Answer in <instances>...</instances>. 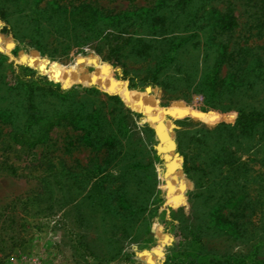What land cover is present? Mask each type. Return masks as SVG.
<instances>
[{"label": "rangeland", "instance_id": "1", "mask_svg": "<svg viewBox=\"0 0 264 264\" xmlns=\"http://www.w3.org/2000/svg\"><path fill=\"white\" fill-rule=\"evenodd\" d=\"M157 2L100 0L114 10ZM250 6L246 0H195L184 11L162 9L164 35L144 30L155 39L154 55L127 57L125 67L91 48L52 59L15 43L9 53L23 52L27 58L20 62L35 77L62 90L79 86L78 99L102 115L103 141L116 137L119 145L115 151L84 146L78 131L63 126L27 151L0 126V264H207L242 256L264 263V137L238 129L264 118V73L249 75L235 90L220 87L235 70L264 64V10ZM230 13L237 26L221 32L216 18ZM3 26L0 34L14 41ZM172 39L181 44L152 76L154 56L169 51ZM224 49L232 55L218 74L221 91L208 97L206 77ZM88 55L108 66L110 76L102 79L105 73L87 68L105 92L96 88L85 96L91 85L82 82L77 59ZM148 89L157 100L153 108L142 102ZM199 136L209 144L197 143ZM49 162L58 163L62 174L50 176L44 187L42 172L32 166ZM227 179L236 182L229 190ZM102 184L114 198L101 197ZM218 211L230 224L217 223Z\"/></svg>", "mask_w": 264, "mask_h": 264}, {"label": "trees", "instance_id": "2", "mask_svg": "<svg viewBox=\"0 0 264 264\" xmlns=\"http://www.w3.org/2000/svg\"><path fill=\"white\" fill-rule=\"evenodd\" d=\"M170 1L158 0L157 5L152 8L141 6L114 10L101 4L100 0H0V22L4 25L1 32L11 35L15 41L5 39L0 34V126L9 129L10 142L16 147L31 151L48 142L49 134L54 129L64 126L78 131L84 146L117 150L119 142L116 137L103 141L102 115L94 111L89 112L87 101L83 98L78 99L79 86L62 90L59 85L47 78L35 77L27 67L8 63V58L4 54L11 52L15 43L17 47L29 46L52 59L67 58L73 49L91 48L111 65L125 67L124 59L127 57L147 59L154 55L155 39L147 38L144 30L153 28L151 36L164 35L167 17L163 14L158 16L162 9L172 7L173 11H184L191 8L195 0H176L173 5L169 4ZM246 1L252 5L250 7L264 10V0ZM216 21V26L221 32L232 31L237 26L236 18L231 13L217 17ZM174 41V39L169 41V51L162 50L161 54L154 56L153 61L156 66L152 76H156L166 65L163 61L171 59L176 49L174 45L181 44L180 41L177 44L173 43ZM231 55L232 53H227L225 49L217 52L213 67L206 77L209 81L206 84L209 89L208 97L217 96L215 89L221 91L220 87L238 89L249 75H256V71L264 73L262 71L264 64H260L259 60L254 61L255 65L250 71L235 70L229 75L228 83L224 84L223 81L219 87V71ZM24 58L27 56L23 55L22 59ZM87 68L105 73L101 76L102 79L110 76V68L100 63L97 57L92 55L79 57L77 69L85 85H96L100 82L97 74L87 72ZM84 89L85 96H89L91 90L96 88L84 87ZM111 89H114V86ZM109 98L116 100L115 97ZM142 102L150 108L156 106L157 100L151 89L147 90ZM210 114L213 118H220L217 114ZM238 129L246 136L260 131L264 137V118L254 117V122L243 123ZM195 141L202 145L209 144L208 140L201 136ZM225 156L227 158V155ZM172 157H175V154L167 156L168 159ZM213 157L225 160L218 155ZM32 169L42 172L38 177L42 178L44 187L50 185L48 181L50 176L62 174L60 165L53 162L32 166ZM111 177L107 175L105 179L110 180ZM173 181L177 182L176 178ZM235 184V179L229 180L228 190ZM113 189L116 193L121 190L118 186H114ZM98 192L102 198L115 197L114 192L105 188L103 184ZM216 219L218 224H230L220 211ZM245 258V256L230 259L218 257L208 260L207 264H264L257 258H250L249 262Z\"/></svg>", "mask_w": 264, "mask_h": 264}, {"label": "water", "instance_id": "3", "mask_svg": "<svg viewBox=\"0 0 264 264\" xmlns=\"http://www.w3.org/2000/svg\"><path fill=\"white\" fill-rule=\"evenodd\" d=\"M15 46H16V44H15ZM14 46V47H15ZM24 53L23 52H20V53H18L17 54V56H12V54H5L6 56H7V58H8V61H10V63H12L14 66H26L25 64H23V63H21L20 62V58H21V56L23 55ZM28 67V66H27ZM76 85H80V86H83V85H81V84H76ZM100 82H98V85H91V86H88V87H95V88H97V89H99V90H101L102 92H105V91H103V89H101L100 88ZM107 93V92H106Z\"/></svg>", "mask_w": 264, "mask_h": 264}]
</instances>
